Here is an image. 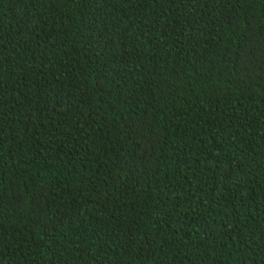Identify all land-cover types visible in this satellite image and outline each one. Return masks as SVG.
Wrapping results in <instances>:
<instances>
[{"label":"trees","instance_id":"1","mask_svg":"<svg viewBox=\"0 0 264 264\" xmlns=\"http://www.w3.org/2000/svg\"><path fill=\"white\" fill-rule=\"evenodd\" d=\"M0 264H264V0H0Z\"/></svg>","mask_w":264,"mask_h":264}]
</instances>
